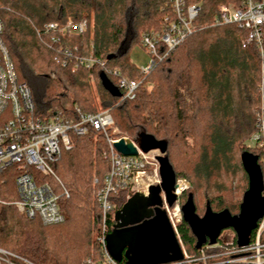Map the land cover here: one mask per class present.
Returning <instances> with one entry per match:
<instances>
[{
    "label": "trees",
    "instance_id": "obj_1",
    "mask_svg": "<svg viewBox=\"0 0 264 264\" xmlns=\"http://www.w3.org/2000/svg\"><path fill=\"white\" fill-rule=\"evenodd\" d=\"M185 1L200 6L195 25L202 27L146 74L128 60L127 54L143 32L160 26L167 11L166 0H0V22L2 40L17 79L30 89L41 117L54 109L72 119L76 108L84 114L108 110L114 126L134 142L138 143L141 134L166 142L165 155L176 179L190 183L191 191L182 199L192 194L194 203L195 190L219 178L220 169L239 172L246 181L240 160L243 153L258 157L264 182L262 150L242 147L257 130L260 70L254 46L242 47L245 30L233 25L211 26L216 6L232 0ZM84 19L88 25L82 36L58 37L56 43H51L49 36L36 35L46 23ZM64 51L70 53V58ZM74 56L92 57L104 65L90 70L74 68ZM109 56L115 58L106 60ZM115 69L122 77L139 82L133 99L113 97L103 88L101 72L118 90L116 77L108 73ZM190 137L199 145V154L184 165ZM106 151L104 136L90 131L86 136L74 137L70 150L61 153L54 166L62 184L61 189L55 188L64 216L59 225L43 226L37 219L28 220L18 214L9 204L16 198L14 180L7 173L0 175V248L36 264L99 260L95 238L101 212L96 191L109 170ZM176 157L181 163L175 164ZM246 190L245 183L242 195ZM128 192L119 190L109 195L113 206L107 215L109 233L113 215L125 203ZM220 194L209 198L206 192L205 209L209 205L213 212L226 209L236 215L241 203L233 209ZM178 232L186 254L196 257V239L184 222ZM253 238L254 232L250 242ZM119 263L126 264L124 258Z\"/></svg>",
    "mask_w": 264,
    "mask_h": 264
},
{
    "label": "built area",
    "instance_id": "obj_2",
    "mask_svg": "<svg viewBox=\"0 0 264 264\" xmlns=\"http://www.w3.org/2000/svg\"><path fill=\"white\" fill-rule=\"evenodd\" d=\"M167 11L157 30L143 32L140 46L149 56V62L138 69L146 74L156 67L175 48L182 45L187 38L200 30L196 26L200 6L188 5L185 0H166ZM211 23L215 26L233 25L245 30L242 47L254 46L259 59V94L261 99L260 111L257 113L256 132L250 140L254 148L262 150L261 164L264 166V0H238L235 5H221L216 9ZM87 20L73 22L68 20L64 24L46 23L36 35L49 36L51 43H56L58 37L82 36L87 29ZM3 24L0 22V175L7 173L14 180L15 200L9 204L25 219H37L43 226L62 224L63 214L58 207L59 194L55 188L61 189L62 184L55 175L54 166L64 151L70 150L74 137L88 135L94 131L102 136L106 143L105 156L109 163V170L104 176L102 186L96 192V201L100 208V224L96 234V244L101 253L99 260H86L84 264H121L116 262L106 249L108 232V213L113 206L109 203V195L119 190H127L126 200L140 192L148 195L150 186L161 184L158 175V163L155 151L143 153L137 143L126 137H116V128L108 110L98 113L84 114L76 108L72 118H65L55 109L49 115L41 117L36 112L32 93L25 83L17 79L14 65L9 52L2 40ZM66 57L70 53L64 51ZM71 61V60H70ZM74 68L90 70L94 66H103L104 62L92 57H73ZM65 65V63H63ZM110 73L116 77V85L121 91L120 99L131 100L135 97L139 82L128 80L119 75L115 69ZM128 140L136 149V154L124 156L117 152L113 145L119 140ZM149 171V172H148ZM184 182L185 188L178 192V183ZM96 183V180H94ZM264 186V182H263ZM174 195L176 201L171 207L166 204L164 194L161 195L162 209L166 213L171 228L182 247L178 226L183 222L179 197L188 191V184L184 180H176ZM63 193L68 194L63 189ZM264 193V191H263ZM264 197V196H263ZM264 215V214H263ZM213 245H204L198 250L196 257L186 254L178 263L170 264H263L264 244L261 236L264 234V216L257 222L254 238L247 247L240 248L235 242L234 233L228 231V240L222 239ZM235 238V242H234ZM0 264H36L23 256L0 248Z\"/></svg>",
    "mask_w": 264,
    "mask_h": 264
},
{
    "label": "water",
    "instance_id": "obj_3",
    "mask_svg": "<svg viewBox=\"0 0 264 264\" xmlns=\"http://www.w3.org/2000/svg\"><path fill=\"white\" fill-rule=\"evenodd\" d=\"M114 58L115 56H109L106 60ZM99 76L103 88L113 97H119V90L109 83L106 76L102 72ZM137 145L143 153H158L155 161L158 163L161 184L150 186L147 196L135 192L114 213L115 224L107 234L106 249L116 262H121L124 258L126 264L178 263L183 258V250L162 209L161 200V195L164 194L169 207L176 201V176L165 155L166 142H159L150 135L141 134ZM113 148L124 156L136 154V149L128 140H119ZM240 158L243 172L247 175L248 188L242 195L236 215H230L226 209L213 212L207 205L203 215L199 217L195 212L192 194L187 195L181 206L183 222L195 237L197 250L204 245L215 244L225 230L233 231L238 247L249 246L251 234L257 222L264 216L263 174L258 157L248 152L243 153Z\"/></svg>",
    "mask_w": 264,
    "mask_h": 264
},
{
    "label": "rangeland",
    "instance_id": "obj_4",
    "mask_svg": "<svg viewBox=\"0 0 264 264\" xmlns=\"http://www.w3.org/2000/svg\"><path fill=\"white\" fill-rule=\"evenodd\" d=\"M237 3V1L232 0V1H228L227 3L224 4H219L216 6V9L221 6V5H235ZM128 60L137 68L140 69L141 67H144V65H146L150 60H149V56L146 52V50L144 48H142V46H140V41L138 43H132L131 44V48L129 49V52L127 54ZM148 89H150V86L148 87ZM97 104V102H96ZM97 110H100L98 108L97 105ZM116 128V137L120 136V137H126L129 138L126 134L121 133V131L118 129V127ZM252 135H249L247 137V139H245L243 141V145L242 147H250V148H254L253 143L251 142L250 138ZM130 139V138H129ZM186 145H188L189 147V153L187 155V157H185V162L184 165L186 164V162H191L194 158V156H197L199 154V151L197 150L199 145L195 144V140L194 138L190 137V139H188L186 141ZM150 154H153L154 152H149ZM237 157V156H236ZM175 160V164H179L181 163L180 158L176 157L174 158ZM149 172V171H148ZM220 173V177L217 179H213L210 182V185L206 188L202 187V188H198L196 189L194 192L195 194V198H194V203L196 205L197 208V214L201 217L205 211V202L204 199H206L207 197H214L219 195L220 193V197H223L224 199H228L227 202H229L231 204V207L233 209H235V206L239 203H241V198H242V189L244 184L246 183V187L248 184V180H247V175H246V181L243 179V175L240 174L239 172H234V173H230V172H223L222 169H220L219 171ZM179 180H184L187 184H188V191L184 192L180 197H179V203L182 206L183 202H185V198L182 199V196H186V194L189 192L190 193V183L186 180V179H182V178H177ZM176 179V180H177ZM215 186L214 189H212ZM212 187V188H211ZM248 188V187H247ZM206 192L208 193V195L205 196ZM225 192V194H224ZM224 194V195H223ZM222 239H226L228 240V231L225 232L222 236ZM182 245V244H181ZM183 247V246H182ZM185 250V247H183ZM186 252V251H185Z\"/></svg>",
    "mask_w": 264,
    "mask_h": 264
},
{
    "label": "bare ground",
    "instance_id": "obj_5",
    "mask_svg": "<svg viewBox=\"0 0 264 264\" xmlns=\"http://www.w3.org/2000/svg\"><path fill=\"white\" fill-rule=\"evenodd\" d=\"M184 188H185V183L184 182H179L178 183V187H177L178 192H181L182 190H184Z\"/></svg>",
    "mask_w": 264,
    "mask_h": 264
},
{
    "label": "flooded vegetation",
    "instance_id": "obj_6",
    "mask_svg": "<svg viewBox=\"0 0 264 264\" xmlns=\"http://www.w3.org/2000/svg\"><path fill=\"white\" fill-rule=\"evenodd\" d=\"M114 224H115V223H114ZM114 224H113V225H114ZM225 231H230V230H225ZM231 231H232V230H231ZM223 232H224V231H223ZM223 232H222V233H223ZM232 232H233V231H232ZM221 235H222V234H221Z\"/></svg>",
    "mask_w": 264,
    "mask_h": 264
}]
</instances>
